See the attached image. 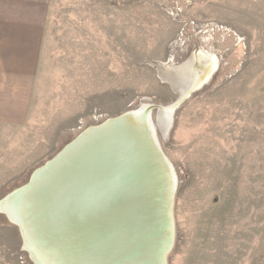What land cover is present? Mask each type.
Masks as SVG:
<instances>
[{"label": "rangeland", "instance_id": "rangeland-1", "mask_svg": "<svg viewBox=\"0 0 264 264\" xmlns=\"http://www.w3.org/2000/svg\"><path fill=\"white\" fill-rule=\"evenodd\" d=\"M170 1L51 0L28 119L0 126V200L83 130L174 103L208 55L211 78L158 133L178 181L167 264H264V0H185L179 21ZM21 244L0 214V264H32Z\"/></svg>", "mask_w": 264, "mask_h": 264}, {"label": "water", "instance_id": "water-1", "mask_svg": "<svg viewBox=\"0 0 264 264\" xmlns=\"http://www.w3.org/2000/svg\"><path fill=\"white\" fill-rule=\"evenodd\" d=\"M191 93L83 130L0 200L32 264H167L178 181L158 133Z\"/></svg>", "mask_w": 264, "mask_h": 264}, {"label": "crops", "instance_id": "crops-1", "mask_svg": "<svg viewBox=\"0 0 264 264\" xmlns=\"http://www.w3.org/2000/svg\"><path fill=\"white\" fill-rule=\"evenodd\" d=\"M51 0H0V126L28 119Z\"/></svg>", "mask_w": 264, "mask_h": 264}, {"label": "bare ground", "instance_id": "bare-ground-1", "mask_svg": "<svg viewBox=\"0 0 264 264\" xmlns=\"http://www.w3.org/2000/svg\"><path fill=\"white\" fill-rule=\"evenodd\" d=\"M194 60H195V63H200L201 61H203L206 65L203 68H201V66L198 65L199 69H201V73H200V76L196 77V78H195L196 73H194L195 75H193V71H195L192 68L193 66H191L189 68V65H193L192 61L190 62V64H186V67H183L180 69V71L178 73V76H180V80L177 79V81L178 80L179 81L177 82L178 85L175 86V88L180 91L179 97H181V98L183 96H188V94H190L191 92H192L191 93V95H192L193 93L200 90L209 81V79L212 76L210 74L215 69L216 61L214 58L210 59V57L208 55L205 57V55L202 56L200 54L199 57L195 56ZM161 107H164V106H161ZM160 172L162 173V171H160Z\"/></svg>", "mask_w": 264, "mask_h": 264}, {"label": "built area", "instance_id": "built-area-1", "mask_svg": "<svg viewBox=\"0 0 264 264\" xmlns=\"http://www.w3.org/2000/svg\"><path fill=\"white\" fill-rule=\"evenodd\" d=\"M171 4L165 6V4H160L161 7H164V12L166 13V15H168L169 17H171L174 21H179V18L181 17V14L183 12L184 7L186 6V1L185 0H171L170 1ZM185 24V22H184ZM207 30V33L209 34L208 37H211L209 32H219L222 33L220 29H218V31L216 30H208L207 27L203 30L205 31ZM195 32H198L197 34L202 33L201 29H197V31L195 30Z\"/></svg>", "mask_w": 264, "mask_h": 264}, {"label": "flooded vegetation", "instance_id": "flooded-vegetation-1", "mask_svg": "<svg viewBox=\"0 0 264 264\" xmlns=\"http://www.w3.org/2000/svg\"><path fill=\"white\" fill-rule=\"evenodd\" d=\"M193 68V67H192ZM197 70H199V66H198V69Z\"/></svg>", "mask_w": 264, "mask_h": 264}]
</instances>
